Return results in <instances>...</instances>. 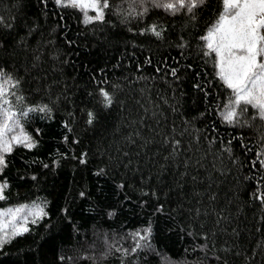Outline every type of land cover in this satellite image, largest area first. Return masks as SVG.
Masks as SVG:
<instances>
[{"label":"trees","instance_id":"obj_1","mask_svg":"<svg viewBox=\"0 0 264 264\" xmlns=\"http://www.w3.org/2000/svg\"><path fill=\"white\" fill-rule=\"evenodd\" d=\"M110 4L132 11L129 0ZM206 5L192 26L186 13L163 9L150 10L142 20L128 16L127 23L112 12H106L111 23H84L81 10L57 6L54 0H22V7L18 0H0V16L6 20L36 23L28 47L0 51V63L15 67L27 103L60 97L51 118L39 113L22 121L38 143L33 148L15 145L6 154L0 181L6 179L8 186L0 209L43 207L47 214H29V231L0 249V264H222L213 252L229 264H264V209L251 196L257 187L264 190V168L258 162L252 166L264 142L262 130L223 121L220 113L231 90L216 75L215 54L199 50L200 37L223 4L206 0ZM153 22L166 26L162 38L129 30ZM19 32L23 35L24 29ZM0 35L10 44L19 39L3 27ZM184 41L188 44L179 47ZM33 50L42 57L34 68ZM100 87L115 93L110 107L100 105ZM85 108L98 116L92 125L85 123ZM255 111L248 106L249 115ZM200 112L205 115L198 117ZM185 117H198L194 127ZM255 121L260 124L258 117ZM238 132H243V143ZM172 137L182 142L175 154ZM221 140H231L233 155L222 154ZM81 153L87 154L84 162ZM149 222L154 251L145 248L127 256L119 251L120 246L130 249V235ZM201 225L214 241L208 250L195 248L205 240L190 234ZM105 236L118 247L101 259ZM224 247L232 251L225 254ZM236 251L241 255L234 256Z\"/></svg>","mask_w":264,"mask_h":264},{"label":"snow or ice","instance_id":"obj_2","mask_svg":"<svg viewBox=\"0 0 264 264\" xmlns=\"http://www.w3.org/2000/svg\"><path fill=\"white\" fill-rule=\"evenodd\" d=\"M47 3V0H44ZM55 5L72 7L81 10L84 16V23L89 22H108L106 21V12H112L118 16H122V22L127 23V17L133 16L139 19L144 17L152 9H163L165 12L175 15L178 12H184L187 14V24L195 26L198 15L197 13L206 7V0H129V8L131 12H126L120 4L112 5L110 0H54ZM123 0H121V4ZM223 8L218 14L217 19L213 24L208 26L204 36L200 37V40L204 41L200 45V51L206 55L212 53L215 54V67L218 69L216 75L226 85L227 89H230V95L226 103L223 105V111L220 113L223 121L231 126H238L243 129L245 126L259 127L261 131V139L264 141V0H222ZM18 5L22 7V0H18ZM137 5L139 6L137 8ZM89 10L94 14L89 15ZM11 21V22H9ZM0 27L5 29L14 30L16 35L19 36L18 40L13 43H9L8 39L0 35V51L9 52L14 51L15 48L23 47L27 48V38L33 34L36 28V23L33 21L30 25L24 19L16 21L15 17H10L8 20L5 17L0 16ZM166 26H158L153 22L146 27L133 29L130 31H138L139 33H151L156 37L162 38L163 30ZM24 29V34L20 35L19 29ZM184 40L183 37H180ZM71 43V41H69ZM188 44V41H184L183 44L178 45L183 48ZM56 55L55 53L53 54ZM42 59L38 51L33 50L31 67H36L38 62ZM147 63H151V60H147ZM187 67L191 68L189 64ZM16 72L15 67L9 68L6 63H0V172H3L7 166L6 154L11 153L15 145H23L26 148H33L38 141L29 133L23 130V123L25 119L29 118L32 114L42 113L43 117L51 118V113L54 110V105L60 99L59 96L55 98H49L47 102L42 98L38 103L30 104L25 100V96L20 91L21 77ZM171 73L176 79L180 77L177 75V68H172ZM199 76V73L196 74ZM115 87V86H114ZM197 89H201L200 84L194 85ZM36 93L39 94L41 89L37 88ZM99 103L102 108L110 107L115 100V93L110 92L104 87L98 88ZM49 94L45 92V96ZM91 95V94H90ZM204 96L207 98L208 93L204 91ZM15 101V103L13 102ZM24 104L23 108L17 107L18 104ZM248 106H252L255 111L251 115L248 114ZM101 108V110H102ZM87 119L86 125H92L94 121L98 120L96 112L92 108H85ZM175 111V109H174ZM204 112L198 113V117L204 116ZM42 117V118H43ZM198 117L192 119L184 118L185 123L194 127L193 121ZM258 117L260 124L256 125L255 118ZM66 127L71 130L67 120L62 122ZM175 131V125L173 126V132ZM196 131H199L198 129ZM36 132L39 133L40 129L37 128ZM183 135V133H181ZM237 136L240 138V142L243 143V132H238ZM67 139V137H64ZM198 139V137H197ZM217 137H213L209 140L211 144ZM167 142V139L165 140ZM182 142L175 137H172V153L177 152L178 146ZM222 149L221 152L228 153L229 156L233 155V148L231 146V140L225 143L221 140ZM257 152V160L252 162V166L256 167L257 162L264 168V142L259 144ZM86 153H81V161L84 162ZM98 171H103L98 169ZM261 181H257L259 185ZM8 186L7 180L0 181V200L5 199V189ZM123 187V181L120 184ZM81 196L85 193L80 192ZM152 195H156L153 191ZM252 198L259 201L261 208L264 209V190L257 187L256 191L251 194ZM143 203V201H142ZM19 207L8 213V218L12 222V230L5 231L2 223H0V249H3L6 244H10L12 239L24 232H28L27 216L21 215L20 219L24 223L16 222V214L19 212ZM158 211L163 210V205L157 206ZM67 213V209H63ZM200 209L194 210V215H199ZM41 207L37 211H33L31 215L34 218H40L46 215ZM111 214V213H110ZM5 212L0 209V217H3ZM222 215V213H221ZM70 219V217H69ZM264 219V217H262ZM38 222V219H33V223ZM219 223V220L216 221ZM200 230L193 229L191 235L195 238L200 236L205 240V243L195 244V248L202 250H208L209 244H213L214 241L210 237L209 231L204 230L203 226H199ZM151 234L152 224H149L141 231H135L130 235L133 241V246L129 248L119 247L125 256L131 251L132 253L138 252L140 249H152L151 246ZM118 247V243L115 240L108 241L105 236V248L100 253V258H104L112 254L113 250ZM264 247V245H262ZM222 251L227 254L232 249L224 247ZM218 261L222 264H229V259L225 256L217 255ZM84 255H87L85 253ZM241 253L236 251L234 256H240ZM254 255V253H253ZM95 259V257H89ZM61 261L65 259L64 256L59 257ZM251 259V256H245V260Z\"/></svg>","mask_w":264,"mask_h":264},{"label":"rangeland","instance_id":"obj_3","mask_svg":"<svg viewBox=\"0 0 264 264\" xmlns=\"http://www.w3.org/2000/svg\"><path fill=\"white\" fill-rule=\"evenodd\" d=\"M89 15H92L94 14L93 11L89 10L88 12ZM84 17V16H83ZM218 70V69H217ZM17 207L15 208H7V209H3L4 212H5V215L3 217H0V223H2L3 227H12V222L11 220L8 218V213L14 209H16ZM33 212V210H29V208H25V206L23 207H19V212H17L16 214V222L19 224V223H24L23 220L20 219V216L21 215H25L27 216V227H28V216L29 214H31Z\"/></svg>","mask_w":264,"mask_h":264}]
</instances>
